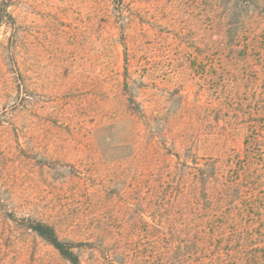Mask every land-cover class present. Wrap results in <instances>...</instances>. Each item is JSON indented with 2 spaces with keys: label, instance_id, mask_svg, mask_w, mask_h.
<instances>
[{
  "label": "rangeland",
  "instance_id": "374dc122",
  "mask_svg": "<svg viewBox=\"0 0 264 264\" xmlns=\"http://www.w3.org/2000/svg\"><path fill=\"white\" fill-rule=\"evenodd\" d=\"M3 1L0 264H69L25 225L27 217L82 245L85 264L103 259L104 250L117 257L115 238L88 239L91 226L115 229L140 217L155 223L158 207L152 198L144 205L146 192L137 186L142 163L138 155L127 160L133 151L122 147L131 129L127 72L137 79L146 71L148 113L242 150L243 115L209 86L221 70H189L194 57L202 61L219 45L213 0ZM225 51L217 57L226 61ZM253 96L249 91L248 102ZM170 146L162 158L175 165Z\"/></svg>",
  "mask_w": 264,
  "mask_h": 264
},
{
  "label": "trees",
  "instance_id": "16d2710c",
  "mask_svg": "<svg viewBox=\"0 0 264 264\" xmlns=\"http://www.w3.org/2000/svg\"><path fill=\"white\" fill-rule=\"evenodd\" d=\"M4 6L0 0L1 16ZM212 6L219 14V45H211L202 61L194 57L189 70L196 75L219 67L221 76L209 86L238 111V118L243 115V148L219 147L212 138L176 130L169 117L148 113L146 71L137 79L127 72L123 90L131 129L122 147L133 151L127 160L138 155L143 204L152 198L158 212L153 224L140 217L115 229L91 226L88 239L115 238L117 257L100 251L103 259L90 264H264V0H213ZM219 51L230 54L226 61L217 57ZM251 90L254 100L248 102ZM138 125L143 127L136 131ZM169 143L170 154L178 158L175 165L162 158ZM25 221L69 264H85L82 245L61 238L55 225L30 217ZM87 247L95 249L93 243Z\"/></svg>",
  "mask_w": 264,
  "mask_h": 264
}]
</instances>
